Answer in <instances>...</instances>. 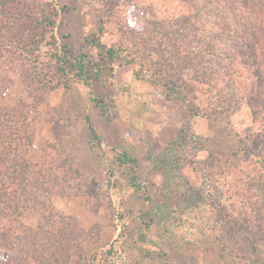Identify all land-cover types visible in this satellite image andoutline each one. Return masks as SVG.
I'll use <instances>...</instances> for the list:
<instances>
[{"label":"rangeland","instance_id":"obj_1","mask_svg":"<svg viewBox=\"0 0 264 264\" xmlns=\"http://www.w3.org/2000/svg\"><path fill=\"white\" fill-rule=\"evenodd\" d=\"M53 1L60 47L96 60L103 19L132 63L91 87L110 122L79 81L40 92L0 66V264H264V0ZM184 134L168 184L147 157ZM148 198L180 215L154 245L138 239Z\"/></svg>","mask_w":264,"mask_h":264},{"label":"trees","instance_id":"obj_2","mask_svg":"<svg viewBox=\"0 0 264 264\" xmlns=\"http://www.w3.org/2000/svg\"><path fill=\"white\" fill-rule=\"evenodd\" d=\"M58 18L59 9L53 0H0V66L16 71L21 81L35 84L40 92L67 89L72 81H79L88 89L89 101L98 114L106 121H112L110 101L95 95L91 87L95 82L102 86L114 85L115 72L130 65L132 58L126 54L120 43L107 45L103 42L102 36L106 32V21L103 19L99 20L96 32L87 40V44L97 50L96 60H88L83 53L74 57L67 46H59L55 34ZM134 77L137 81L151 86L163 85L167 97L180 99L192 118L201 115L194 101L188 99L183 92L171 89L167 83H161L157 77H146L137 73H134ZM89 129L91 138L98 141L95 130L91 127ZM181 133L182 130L179 134ZM187 137L188 134L181 135L159 156L147 157L155 168L162 170L168 184L175 178L179 179L177 172L182 168L185 159L181 139L186 141ZM91 148L94 146L91 145ZM118 161L124 166L135 164V159L127 153L121 154ZM137 180L136 175L130 178V186L140 191L141 186L136 183ZM261 200L264 203V194H261ZM146 201L148 210L139 219L138 239L143 244L154 245L149 238L152 226L157 224L167 235L174 227L172 224L180 219V215L149 198ZM89 264L102 263H96L93 258Z\"/></svg>","mask_w":264,"mask_h":264}]
</instances>
